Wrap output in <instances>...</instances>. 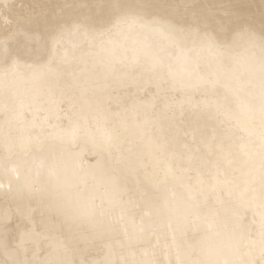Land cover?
Segmentation results:
<instances>
[{"label":"bare ground","instance_id":"obj_1","mask_svg":"<svg viewBox=\"0 0 264 264\" xmlns=\"http://www.w3.org/2000/svg\"><path fill=\"white\" fill-rule=\"evenodd\" d=\"M10 2L13 18L44 12L60 16L61 23L69 28L58 37V72L33 78L39 73V65L52 55L49 36L43 61L26 58L14 76L0 80V212L9 213L7 232L0 229V248L7 239L13 248L19 245L20 259L25 258L27 249L29 259L54 255L75 264H103L106 260L118 264L125 260L129 264H177L178 253L181 258L196 260L201 249L230 254L237 245L240 251L235 258L249 259L250 245L255 243L257 247L252 251L259 260L264 201L258 172V100L253 101L251 112L242 107L250 91L247 77L239 84L223 83L211 89L196 87L195 78L189 81L187 73L197 63L200 73L207 72L219 56L207 48L190 51L196 42L194 16L249 24L248 31L233 25L220 35L218 43L227 44L230 56L242 65L253 57L258 61L260 37L264 34V0H144L154 7L141 20L117 25L113 19L106 24L110 30L103 35L99 29L82 28L77 33L72 27L76 21L95 15L94 6L100 0ZM157 19L191 25L193 34L173 33L164 25L154 24ZM249 32L255 34L254 42ZM112 59L122 61L115 65L116 76L129 69L133 59L138 60L140 70L153 63L162 66L167 99L175 96L185 101L183 113L177 108L174 123L167 119L153 123L167 102L163 92L154 100L158 90L155 83H147V76L144 81L131 76L122 81L106 79L105 65ZM85 86L88 95L82 98L80 89ZM255 93L258 96V82ZM85 100L92 108L97 100L103 101L104 124L119 132L124 155L131 161L117 173L118 187L110 190L115 205L105 201V208L112 207L109 227L103 237L95 238L86 224L74 222L68 213L78 208L86 210L83 205L94 185L104 191L102 184L113 175L114 164L107 154L94 149L87 130L74 143H63L54 136L56 128H67L77 118L83 123L85 116L94 130V111ZM133 106L139 109L140 119H129L125 127V110ZM220 145L223 151L218 150ZM161 160L174 170L166 184L158 163ZM54 161L57 167L53 173L50 168ZM250 169L255 176V192L243 196L244 174ZM218 170L222 174L226 170L229 178L234 176L238 186L234 185L231 192L222 186L213 190L215 180L209 182V178L215 177ZM198 177L204 178L203 185ZM189 187L194 197L191 208L173 199L174 194L187 196ZM41 199L64 205L66 211L47 213L44 222L37 212L33 223L23 213L36 207ZM146 202L159 211L149 214ZM95 203L100 204L99 197ZM212 216L228 221L230 227L209 230L207 222L201 224L204 217ZM232 224L237 228L235 234ZM3 259L7 257L0 252Z\"/></svg>","mask_w":264,"mask_h":264},{"label":"snow or ice","instance_id":"obj_2","mask_svg":"<svg viewBox=\"0 0 264 264\" xmlns=\"http://www.w3.org/2000/svg\"><path fill=\"white\" fill-rule=\"evenodd\" d=\"M12 7L10 0H0V80L7 81L10 75H15L17 70L21 67V61L28 58L35 57L38 61H43L47 50V37L51 36L53 41L52 55L47 60L46 63H41L39 65V73H34L33 78L37 75L43 76L52 74L53 72H58L56 67L55 56L59 49L58 37L62 36L69 26L66 23H61L60 16H49L47 13H35L30 12L25 16L12 17ZM97 9L95 15L85 17L83 20H78L72 26L77 33L80 32L82 28L87 30L89 27L93 29H99L100 34L103 35L106 29V24L111 20H115L116 24L121 22L133 21L137 22L142 19L151 8L154 6L152 4L144 2V0H100L95 6ZM185 8L191 6L185 5ZM154 24H161L166 26L173 33H188L193 34V28L191 25L187 27L183 25H177L175 23L167 22L162 19H157L153 21ZM195 30L194 35L196 37L195 46L190 51L199 52L200 50L207 48L210 50H215L219 53L217 62L214 66H209V69L205 73H200L199 64L194 70H190L187 73V78L191 81L195 78L196 87H204L215 89L218 85L223 83H237L247 77L246 87L250 89L248 91V99L243 102L242 107L246 111H253L255 105L253 101L258 100L259 113L261 118V132H260V149H259V183H260V197L264 201V34L260 37V50L261 56L257 61L254 57L249 59L245 64H240L234 57L230 56V48L227 44L218 43L221 34L227 33V31L233 26H242L246 31L251 27L247 23H241L240 21L234 20H220L213 21L204 19L201 20L194 16ZM262 32H264V24H262ZM250 39L255 41V34L249 32ZM122 61H117L112 59L108 64L105 65V78L115 77L118 80H126L128 78H134L139 81H144L145 76H147V83H155L157 88V96H154V100L158 98L159 93L163 92L164 97L167 99L168 90L164 87L167 83L163 67L157 66L155 63L149 66H145L142 70L137 68L138 60L133 59L130 62L131 67L126 70H122V74L116 76V63ZM31 67V65H28ZM140 72L139 76L134 74ZM169 76L174 79V76L169 71ZM258 82L259 94L255 93V89ZM80 95L82 98L87 97L88 89L87 86L80 89ZM91 111H94L95 128L91 127V120L88 116L84 117L83 123L77 118L75 121L71 122L67 128H56L54 136L63 143H74L80 136L82 131L87 130L88 138L92 143L94 149L100 154H107L108 158L113 162V175L108 177L102 184L104 191L99 190V186H93L90 194L85 201L83 208L86 210H80L79 208L68 213L74 222L86 224L87 229L91 232L92 236L95 238L97 236L103 237L104 233L109 227L108 218L111 214L112 207L105 208L104 204L107 200L110 205H115V197L112 195L111 191H114L119 185V175L117 174L122 170V166L130 164V159L126 158L123 152V144L121 136L116 129H110L104 124L106 119L104 116L103 101L97 100L94 108L91 104L85 100ZM155 105H153L154 107ZM208 105H205L207 107ZM179 108L180 112L183 113L185 108V101L177 100L175 96L171 99H167L164 107L156 118L155 122H159L162 119H167L170 123H174L176 120V110ZM129 112L131 116H129ZM217 112L220 109L217 108ZM140 111L135 106L132 109L125 110V119L122 121L123 126H127L129 119H140ZM87 126V129H86ZM187 135V133H185ZM193 140L195 141V132H193ZM211 144H215V137H213ZM211 146V145H210ZM163 150V146H161ZM219 151H223V145L218 148ZM161 170L164 172V183H167V178L169 174L173 173V168L171 165H165V161H158ZM231 163V161H230ZM57 167V162H53L50 171L55 172ZM246 177L245 184L246 187L242 193L243 196H248L255 192V188L252 184L255 182V176L253 171L250 169L244 174ZM251 179H248V178ZM215 180L213 185V190L216 187H227L231 192L232 187L236 185V179L233 176L229 178L227 171L222 174L219 170L217 171L215 177H210L211 180ZM204 178L198 177V183L203 185ZM238 186V185H236ZM3 186L0 185V188ZM29 186V191H31ZM40 191V190H37ZM99 197L100 204L96 205L95 201ZM254 198V197H253ZM173 199L177 204H183L187 208L194 206V197L192 196L191 187L188 189V195L180 194L179 196H173ZM145 207L150 209L149 214L156 209L151 202H146ZM264 207V204H262ZM123 210V209H122ZM53 211L65 212L66 208L56 202L45 203L42 199L37 201L36 207L28 208L23 214L26 218L33 223H35V215L37 212L40 213L41 221L44 222L45 215ZM170 214L174 213L173 209H169ZM210 220V222H209ZM262 220H264V215H262ZM207 222V228L209 230L223 228L227 230L230 227L228 221L221 222L217 217L212 216L204 217L201 220V224ZM9 224V213L7 211L0 212V229H3L5 233L7 232ZM231 230L233 234L236 233L237 228L234 224L231 225ZM257 246L255 243L250 245L249 259L240 258L237 259L235 256L239 254V245L230 253L224 254L220 251H209L205 252L203 249L197 253L198 258L196 260L181 258V254L178 253L177 264H264V223L261 226L260 232V242L258 245L260 259H255V253L252 249ZM19 245L13 248L5 239L0 252L7 259L0 260V264H75V261L69 262L65 258H60L58 256L49 255L43 259L37 258L35 255L32 259L27 258V249H25V258L20 259L18 254ZM82 264H88V262H82ZM103 264H118L116 261L106 260ZM123 264H129L127 260L123 261ZM136 264V262H133ZM151 264V262H148Z\"/></svg>","mask_w":264,"mask_h":264}]
</instances>
